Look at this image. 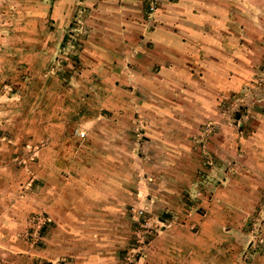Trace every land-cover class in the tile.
<instances>
[{
  "label": "rangeland",
  "instance_id": "1",
  "mask_svg": "<svg viewBox=\"0 0 264 264\" xmlns=\"http://www.w3.org/2000/svg\"><path fill=\"white\" fill-rule=\"evenodd\" d=\"M32 5L0 0V60L11 55L24 62L38 30L39 42L52 41L48 47L55 52L54 64L33 71L0 63V92H16L25 83L26 93L43 86L47 93V80H56L51 88L57 95L52 103L38 92L36 99L25 102L23 123L0 129L5 155H11L18 170L28 174L41 159L40 169L58 181L71 174V181L121 192L127 204L121 205L118 225L119 264H147L151 251L166 252L168 264H221L222 253L225 264H264V148L257 153L253 149L257 142L264 145V0H235L231 5V11L241 12L247 25L255 22L260 31L247 36L250 43L259 41L251 61L242 60L240 66L234 61L238 65L224 71L226 77L230 72L232 79L247 82L244 89L229 93L220 86L222 64L197 72L187 67V74L193 70L195 77L187 86L181 80L185 75L170 77L161 66H147V82L134 74L128 77L131 81L96 84L81 74L87 82L80 83L77 58L90 34L92 9L79 4L81 18L66 30L64 23L56 25L51 4L44 0L36 4L39 19L33 22ZM157 8L155 0L145 2L147 22L153 24ZM45 44L41 51L48 52ZM201 90H208L209 98L199 101ZM30 101L39 104L40 113L31 112ZM19 102L0 96V107L6 108L1 120H22L15 110ZM209 142L228 144L225 160L208 149ZM245 144L250 145L247 151ZM47 223L45 218L38 222L35 240ZM89 226L101 233L99 223ZM29 230L25 240L31 239Z\"/></svg>",
  "mask_w": 264,
  "mask_h": 264
},
{
  "label": "crops",
  "instance_id": "2",
  "mask_svg": "<svg viewBox=\"0 0 264 264\" xmlns=\"http://www.w3.org/2000/svg\"><path fill=\"white\" fill-rule=\"evenodd\" d=\"M44 1L51 4L49 7L56 25L62 22L66 30L69 25H74L75 21L80 20L81 17L77 13L79 4L90 7L93 11L88 22L90 34L77 58V62L81 65V70L77 72L80 83L87 81L96 84L110 81L114 84L123 83L134 74L136 79L140 77L147 82V66L152 68L161 66L166 68L164 73L170 77L176 75L178 78L177 75H185L181 80L185 83L183 85L187 86V83L195 78L192 77L193 70L187 74L189 72L187 67L193 66L197 68L195 70L197 72L198 69L205 70L211 64H222L220 68L223 70L220 72L224 75L227 74L224 71L231 70L232 64L240 66L242 60L251 61L248 59L249 55L255 56L253 52L258 50L259 41L255 40L256 44L250 43L252 40H248L247 36L250 38L256 36L260 30L255 22L247 25L246 17L241 12L235 14L233 10L231 11V5L235 0H155L158 8L153 24L152 21L147 22L148 15L145 9V2L150 3L152 0ZM8 2L32 3V16L35 15L37 18L34 20L33 17L32 21H38L39 6L36 4L41 0H8ZM75 26L79 27L78 24ZM38 35V30H35L31 36L35 43L32 44L31 49H25L30 50L28 56L32 57L26 55V60L22 62L13 57L10 59L11 55H8L7 58L0 60L2 61L0 63L17 65V68L27 67L33 71L41 68L45 70L53 65L55 52L48 47L52 46V41L48 38L46 44L39 42ZM216 35L220 36L217 38ZM43 44L48 47V52L41 51L45 49V47L41 48ZM12 50L15 51L17 48L12 47ZM253 55L250 59H254ZM128 66L132 69L130 72L126 69ZM81 74L88 77L87 81ZM225 77V82L223 80L220 86L228 93L240 91L247 84L241 82V79L238 81V76L232 79L230 72ZM31 79L34 81V77ZM20 80L23 82L22 78ZM47 82L50 83L47 93L43 92L44 86L42 90L38 91L37 87V90L26 93L23 91L25 83H22L16 92L1 90L0 96L20 99V102L15 104V110L21 112L22 120L16 118L9 122L8 119L1 120L0 115V129L5 128L8 123L15 122V128L23 123L24 113L28 109L25 102L32 98L36 99L38 92L47 95V99L49 101L51 99V102L55 100L57 94L52 88L56 80H52L53 83L51 80ZM198 95L201 96L199 101L210 96L208 90H201ZM30 103L31 112L36 114L41 112L38 103L31 101ZM210 103L214 104L212 101ZM4 109L6 110L5 107H0V114ZM48 111L53 112V108H48ZM207 145L211 151L215 150L221 160H225L227 157L225 153L229 150L226 142H220L218 145L209 142ZM247 145H244L245 150V147L250 146ZM257 148H264L263 143L257 142L256 146H253L255 153L260 152ZM6 149L5 138L0 135L1 264H38V262L119 264L121 244H119L118 225L123 212L121 205L127 204L126 200L121 198L123 194L117 191L111 193L98 186L88 187V183L80 180L71 181L73 178L71 174H65L62 181H58L56 175L40 169L41 159L33 163L31 174H24L25 170L22 171L20 168L18 170L14 160H11V155H5ZM7 182L12 185H7ZM151 203L152 200L149 201V208L152 206ZM44 218L48 219V223L42 225L45 232L42 231L43 235L40 233L35 240L33 232L38 230V227L41 228L38 222ZM90 223H99L102 226L101 233L89 226ZM48 225L51 227L46 228ZM27 229L32 231L29 236L31 242L29 239H24ZM209 241L208 246L211 244ZM195 249L197 248L193 250ZM221 255L224 258L220 259V262L225 264L226 254ZM167 258L166 252L151 251L147 254V264H168ZM156 259L164 261L157 262Z\"/></svg>",
  "mask_w": 264,
  "mask_h": 264
},
{
  "label": "built area",
  "instance_id": "3",
  "mask_svg": "<svg viewBox=\"0 0 264 264\" xmlns=\"http://www.w3.org/2000/svg\"><path fill=\"white\" fill-rule=\"evenodd\" d=\"M151 9L153 10V7H151ZM82 136H85V134H83Z\"/></svg>",
  "mask_w": 264,
  "mask_h": 264
}]
</instances>
